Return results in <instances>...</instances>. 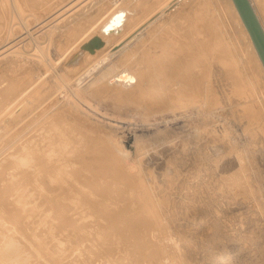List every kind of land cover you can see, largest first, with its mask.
<instances>
[{"label":"rangeland","instance_id":"rangeland-1","mask_svg":"<svg viewBox=\"0 0 264 264\" xmlns=\"http://www.w3.org/2000/svg\"><path fill=\"white\" fill-rule=\"evenodd\" d=\"M251 1H254L264 21V0ZM18 2L0 0V51L7 49L0 56V89H5L8 83L24 85L19 92L12 93V101L0 110V136L10 138L9 132L12 137L14 135L9 143L6 142L9 139L0 137L6 140L5 147L0 145V148L6 149L0 150L1 156L16 150L18 140L15 139L23 137V141L27 140L32 132L34 137L38 133L33 137L37 139L42 134L43 130L37 131L40 124L36 122V125L33 120L36 117L35 120L40 122V111L44 108L48 110L50 105L56 107H52L46 117L57 123L59 117L69 124L70 121L62 119L63 115H58L59 105L69 112V117L75 122L71 121L75 125L70 124V127L73 129L74 126L77 133L69 136H84L86 141L91 139L89 144L94 141L90 144L91 148L84 147V153L80 152L78 156L85 159L88 165L93 164L91 169L97 168L93 173L97 178L94 184L99 186L100 203L106 202L107 196L114 194L109 197L115 206H121L117 200L124 205H130L132 201L134 205L131 203L130 206L144 205L143 209L146 208L150 218L152 214L156 213L157 216L159 213L162 227L157 225L158 231L154 230L153 234L157 245L154 249L156 258L144 264H264V88L256 81L253 85V72L250 68H246L247 72L243 68L244 54L235 44L236 35L230 28L233 27L231 19L227 20L229 8L225 0H142L139 6L128 0H51L42 10H47V13L40 11L41 15L36 19L31 16L34 10L29 2ZM73 3L76 6L74 10L71 8L75 7ZM55 11H59L62 17L58 14L59 19L50 22V15ZM48 17L50 20L46 27L44 23L47 24ZM36 25L41 26L38 27L41 30H37ZM26 28L31 33L37 29L27 38L24 36ZM238 33L241 36L239 29ZM73 35L79 37L74 43L71 40L77 37ZM150 37L152 39L149 41ZM157 39L171 52L176 51L174 54L177 57L188 55L187 59L191 57L200 61L208 86L204 89L200 85L196 90L192 86L189 94V85H172L167 80L170 72H165L168 75L162 73L164 79H154L153 83L159 85L155 87L148 86L141 78L120 84L111 80L112 73L118 71V63L131 61L132 65L128 63L134 67L139 63V59H135L140 55L139 51L148 49L152 52L148 44L151 45L152 40L157 42ZM96 41L98 48L92 51L96 48ZM9 44L14 47L11 48ZM185 45L191 56L184 50ZM222 46L227 47L224 51H228L226 54L217 51L216 48ZM184 51L186 54L181 55ZM58 73L63 76L64 82H60ZM234 75L243 79L241 85L235 82ZM178 87L186 92L180 103L167 97L171 90ZM39 90L43 92L42 96L46 94L43 102L38 99L42 96L36 94ZM253 107L256 113L252 112ZM66 111L63 112L66 113L64 116L68 114ZM43 118L42 122L45 120ZM29 119L34 122L30 126ZM23 123H27V127H22ZM18 124H22V128ZM4 126L9 129L7 132ZM14 126H19V131L26 128L23 130L29 132L22 131L21 136ZM28 127H32L31 130ZM71 138L68 137L70 142ZM100 141H103L102 144ZM96 142H99L100 149L104 147L105 153L110 152V155L104 154L103 157L98 153L100 159L98 154V158L95 157L94 151L89 150L95 147ZM85 150L92 152L93 156L86 157L91 153L85 155ZM101 157L107 160L102 161ZM93 158L97 159L96 166ZM99 161L103 164L100 168L106 162L114 166L117 172L111 170L114 167L108 166L103 170L108 172L110 169L112 174L119 172L122 175L115 174L113 179L108 172L109 180L117 182L114 183L116 186L107 183V172L102 170L105 178L102 176L101 169H98ZM115 161L121 172L116 168ZM61 168L72 170L68 164L67 167L63 164ZM81 172L85 173L80 171L78 174ZM97 173H100V177ZM132 175L136 178L133 179ZM92 176H88L90 181ZM123 176L126 180L138 178L137 184L130 180L133 185L140 184L139 190V186L135 185V196L127 202L119 190ZM26 178L28 180L29 177ZM128 183L124 182V185L129 186ZM24 185H27L26 182ZM111 187V191L118 194L105 192ZM101 190L105 193H101ZM150 218L146 223L151 225ZM103 225L104 229L110 230L111 224L107 220L103 221ZM223 239L227 243L236 239L239 246L235 244L233 248L229 247L230 242L226 245L227 251L215 256L214 246Z\"/></svg>","mask_w":264,"mask_h":264},{"label":"bare ground","instance_id":"bare-ground-1","mask_svg":"<svg viewBox=\"0 0 264 264\" xmlns=\"http://www.w3.org/2000/svg\"><path fill=\"white\" fill-rule=\"evenodd\" d=\"M15 1L17 3H19L18 0H15ZM24 1L29 2L31 4V6L33 7L34 13H31V16L35 19L38 18L37 16L40 14V11L47 13V10H44V11H42V10L44 9V7L47 4H49L51 2V0H24ZM128 1L134 5L139 6L138 4L142 0H128ZM149 1L156 2L157 0H149ZM225 2L228 5L227 7L229 8V12L227 13V14H229V16H228L227 20L231 19V22L233 25V27H230V26H228V27L233 29V30L231 29V31L234 32L236 35L235 44H237L238 49L241 48V50L244 54V58H245L244 61L246 64L244 63L245 66H243V68L245 67L244 68L245 71H246V68H250L251 71L253 72V79H251V83L253 85L256 81L258 83V85H261V87L264 88V85L261 84V83H264V65H263V63H262V61L258 55V52L254 46L252 38H251L244 22L242 21L241 16H240L233 0H225ZM250 2L252 4V7L254 8L256 16L258 17V19L260 21V24L262 25V28L264 30V21L261 17V14H259V12L256 10L254 1L250 0ZM74 3H76V2H74ZM74 3L72 4L73 6H75ZM68 8H70V7H68ZM71 8H73V10H74V8H76V6L75 7L71 6ZM222 9H221V11H222ZM37 10H39V12H37ZM62 10H60V12H62ZM224 10H225V8H224ZM77 11H78V9H77ZM77 11H75V12H77ZM66 12H68V11H66ZM63 13L65 14L64 11H63ZM219 13L220 12H218V14ZM50 14L51 13H49V15ZM58 14H60L59 11L58 12L55 11L54 13H52L50 16H52L53 19L51 17V20H50L48 17L47 24L44 23L45 20L43 21L44 25H46V27H47L49 20H50V22L51 21L52 22L57 21L59 19ZM218 14H217V16H218ZM223 14H225V13H223ZM220 15H221V13H220ZM45 16H47V14H45ZM60 17H62V15ZM224 17H226V16H224ZM43 19H45V17ZM219 20L221 23L220 18H219ZM38 21H39V19H38ZM228 22H230V21H228ZM41 23H39V24L41 25ZM44 25L42 28H44ZM36 26H37V28L41 27L39 25H36ZM37 28H35L34 30H36ZM224 28H225V26L223 27V29ZM238 29L241 31V36L238 33ZM34 30H33V33L36 32V31L34 32ZM37 30H41V29L38 28ZM226 30H228V29H226ZM25 31H26V33H25L26 35H24V36H27V38L29 36L33 35V33H31V31L28 28H26ZM151 32H153V31H151ZM242 35H243V37H242ZM73 36H75V35H73ZM215 36L217 37V35H215ZM219 36L220 35H218V37ZM75 37H77V35ZM78 38L79 37H77L76 40H74V41L71 40V42L72 43L76 42ZM241 38H243V40H245V41H243ZM138 39L139 38H137V40ZM148 39L150 41L152 39V37H150ZM134 40H136V39H134ZM143 40H145V39L143 38ZM161 40L164 41V38ZM215 41H216V38H215ZM71 42H69V43H71ZM13 43L14 42H12V44ZM140 43H141V41H140ZM97 44L98 43L96 41L94 44V46L96 48H93L92 51L97 50V48H98ZM171 44H174V43L171 42ZM9 45L12 46L11 48H13L14 47L13 45H15V43L13 45H11V44H9ZM137 46H138V44H137ZM143 46L144 45H143V41H142V47ZM67 47H69V46H67ZM131 47H132V45H131ZM134 47H135V45H134ZM149 47H152V48H150L152 50V52L149 51L148 49L147 50L141 49L139 51L140 55L138 57H136L138 55V53L135 52L136 56L135 55L134 56L136 58L135 57L134 58L135 59L138 58L139 63L137 65H135L134 67L130 66V63L132 65L131 61H127L125 63H118L117 64L118 71L112 73L111 80H114L113 82H115V84H118V83L120 84V82L121 83H131L132 80H138L141 78V79H144L148 83V86L155 87V86H159V85H157L156 82L153 83L154 79L155 80L156 79H164L163 74L165 72H168V73L170 72L167 80L170 81V83L172 85L177 84V85H182L183 87L184 86L186 87V85L187 86L189 85L190 86V89H189L190 91L188 90L189 94L193 90V88L191 89L192 86H194L195 90L199 89L200 85H203L204 89L208 86V83H206L207 82L206 79L203 77L204 69H203L202 63H200V61H198L196 58L190 59L191 58L190 57V58H188L189 61L186 58L188 55L184 58H183V56H185V55H183L182 58H179V56L177 57V55L174 54V53H176V51L173 50L174 52H171L170 48L167 46H164L161 43V41L159 42L158 39H157V42L152 40L151 45L148 44V48ZM174 47H176V46H174ZM180 48H181V46H180ZM180 48H179V50H180ZM183 48H184V50L186 49L185 51H187L189 49L187 45H185ZM183 48H182V51H183ZM166 49H167V51H165ZM216 49L219 52L220 51L224 52L227 49V47L222 46V47H219ZM228 49H229V47H228ZM6 51H7V49L1 50L0 56L5 54ZM129 51H132V50H129ZM185 51L182 52L181 55L183 53L186 54ZM189 51H187V53ZM227 52H224V53L226 54ZM239 52H240V50H239ZM14 53H17V52L14 51ZM190 53L191 52H189L188 54L191 56ZM195 56H197V55H195ZM132 58H133V56H132ZM14 61H16V60H14ZM119 61L124 62V60H119ZM134 61L136 62L137 60H134ZM211 61H212V59H211ZM11 62H13V60ZM128 62H130V63H128ZM214 62L215 61H213V63ZM128 64H129L130 68L128 67ZM70 67L72 68V66H70ZM235 73H237V71ZM166 74L167 73H165V75ZM226 75H227V73H226ZM238 75L237 76L234 75L235 82L238 84H240V82L243 83V79L238 78L239 77ZM247 76L250 78L248 73H247ZM58 78H59L60 82H64L63 76L60 75L59 73H58ZM14 82H12V83H14ZM23 86H22V84L21 85L20 84L19 85H15V84L10 85V83H8V85L5 89H0V110L3 107L7 106V103L9 101H12V99H13L12 93L19 92ZM184 90L185 89L182 87H180V89L178 87L177 90L174 88L173 90L170 91V93L167 95V97L169 100H174L177 103L178 102L180 103V101L184 100V97H185L184 93H186V92H184ZM149 92H151V91H149ZM36 94L42 96L43 92H41L39 90ZM35 97H36V95H35ZM37 97H39V96H37ZM38 99L40 100V102L45 101L46 94H44L42 97H39ZM36 103H37V101H36ZM52 107L55 108L56 106L50 105L48 110H46V108H44L43 111L42 110L40 111L39 115L37 114L38 117L40 118V122H42L41 117L42 118L46 117V114L49 112V110H51ZM64 111H66V110H63V107H60L58 105V115H60V114L63 115V116H61V115L60 116L63 117L62 119L65 118L67 120L66 122L70 121L69 124L64 123V120L61 121L59 119V117H58V123H57V121L55 122V120H51L47 117L43 118L46 121L44 120V122L40 123L39 121L35 120V118H36L35 117L33 120V121H35V124H36V122H38L40 124L37 128V131L40 130V132H41V130H43L44 133L42 132V134L37 139H33L34 136H32L33 135L32 133H34V132H32V133L30 132L31 133L30 136L32 138L29 137V135L27 136V134H25L29 138H27V140H24V141H23V137H19V139H18L15 136L17 138L15 140H18V142L15 141L16 142L15 143L16 150H14L15 152L13 150H11L13 152H11V153L7 152V154L2 155V156L0 153V157H2V158H0V264H144V262L149 263V261H153L156 258L155 257L156 252L154 249L157 247V245L153 239V234L155 233L154 230H157L159 228V227L156 228V226L157 225L161 226L159 213H157L158 214L157 215L158 217H157L156 213L151 215V212H150V215H151V218H150L147 214V211H145L146 208L143 209L144 205H142V202H141L142 206H140L138 204L139 206L134 207V206H130L133 204L132 201H131L132 204L130 203V205H128V204L124 205L121 202L119 203L117 200V203L121 204V206H118L117 204H116L117 206H115V204L111 203L113 201L110 202L111 198L109 197V196H113L114 194L107 196L106 202L104 201V203H100L99 200L101 197L99 198L100 194L97 191L99 186H96L97 184H94V183H96L95 180L97 178L95 177V173H93V172H96L95 170L97 168L93 167V169H91V166L93 164L92 165L89 164L90 165L89 166L85 159H83V158L80 159L78 156V155H80V152L82 153L84 147L85 148L87 147V149H89V147L92 145V143L94 141L92 143L90 142V144H91L90 145L89 141H91V139L86 141L84 136L81 135L82 133L80 134L82 137H80V135L78 134L80 138H78V136H75L77 134L74 135L78 139L77 138H71L69 135H71L72 133H75L77 129L75 130L74 126H72V127L75 131H73V129H71L70 124H71V121H73V119H71V117H69V112H67V111H66L68 113L67 116H64V114L66 115V113H63ZM252 112L256 113L257 112L256 108L253 107ZM247 115H248V113H247ZM251 116H252V114H251ZM2 121L6 122L4 120H2ZM29 121H30V119H29ZM29 121H27V123ZM33 121H30V124L28 123L29 125L27 123L26 124L28 126H30V125H32L31 122L34 123ZM23 124H24V126H22V127H25L26 124L25 123H23ZM21 125H19V126L21 127ZM27 125H26V127H27ZM71 125H75V124H71ZM6 126L8 127V125H6ZM19 126L18 127L14 126V127H16L15 131L17 130V128H18V131L20 130ZM34 126H32V127H34ZM6 128L4 126V129H6ZM28 128H30V127H28ZM31 128L29 130H31ZM77 128L79 130H81L78 126H77ZM23 129H26V128H23ZM23 129H21V131H19V132L21 133L22 131H24ZM8 130L6 129V132ZM10 130L14 133L17 132V134H19L18 131L15 132L12 130V128H10ZM57 130H58V132H56ZM2 131L4 132L3 129H2ZM33 131H35V130H33ZM25 132L28 133L29 131L26 130V131H24V133ZM9 133H8V136L11 138L12 135ZM14 133H12V134H14ZM83 134H84V132H83ZM3 135H6V134H3ZM37 135H38V133H37ZM85 135H87V134H85ZM21 136H22V133H21ZM88 136H90V135H88ZM88 136H86L87 139H89ZM0 137H2V135ZM68 137L71 138L70 140L72 143L69 141ZM90 137L92 138L95 136H90ZM6 138L7 137L4 136L3 139H6ZM10 138H7L9 140L6 141L7 140L6 139L5 141L9 143ZM12 138H14V135ZM12 138H11V140H13ZM3 139L0 138V145L5 147L6 142ZM28 139H33V140H28ZM100 142L102 144L103 141H100ZM97 143H99V142H96V144ZM11 144H13V143H11ZM11 144H9V145H11ZM96 144L93 145L95 147H92V149L89 150V151H94L95 157L98 158V156H99V159H100L101 155L103 156L105 154L104 156H107L110 153V152L108 154H107V152L105 153V151L103 150L104 147L102 149H100L99 148L100 144H97V145ZM3 147L0 148V150L3 149ZM98 149H100V150H98ZM3 150H6V149H3ZM3 150H2V153L4 152ZM96 150L100 151L101 153L97 152ZM7 151H9V150H7ZM107 151H109V149ZM85 152H87V151L85 150ZM88 153L89 154L91 153V154L89 155ZM98 153L101 155H99ZM97 154H98V156H96ZM75 155H77L76 158H75ZM85 155H89V156H86L88 158L91 155L93 156L92 152H87V153H85ZM114 155H116V154H114ZM111 156H113V155H111ZM111 156H110V158H111ZM104 159H106V158H104ZM104 159H102V157H101L102 161ZM94 160H96L95 164H94L96 166L97 159H94ZM113 160H114V158H113ZM102 161L101 162L99 161L100 163H98V164H100V165H98V167H99L98 169H101V171L103 169H105L104 168L105 166H108L109 168L114 167L111 165H107L108 163H106L104 161L106 164L104 163L103 168H100V166L103 165V164H101ZM91 163H94V162L91 160ZM111 163L112 162H109V164H111ZM115 163H116V161H115ZM63 164H65L66 167L68 164V166H70V168L72 170H64L65 168L64 169L61 168V167H63ZM60 165H62V166H60ZM112 165H113V163H112ZM31 166H33V167H31ZM29 167L32 168V170H28ZM88 167H90V169H88ZM26 168H27V170H26ZM116 168L119 169V165H117V163H116ZM121 168H123V167H121ZM73 169H75L76 171H74ZM111 170H114L117 172L115 167H114V169L111 168ZM111 170L108 169V172ZM80 171H84L85 173H87L86 177L81 176L82 174L85 175V173H83V172H81L82 174L80 173L81 175L78 174ZM103 171H105V170H103ZM103 171H102V173H103L102 176L104 177L105 174L106 175L108 174V172H107V170L105 171L107 173H105ZM119 171L121 172L120 169H119ZM97 172H100V171L97 170ZM111 172H113V171H111ZM111 172H109V173H111ZM122 172L125 173L123 170H122ZM118 173H115V174L117 175ZM99 174L97 173L98 177H100ZM115 174H112L111 178L114 179ZM108 175L105 177H108ZM125 175H127V173ZM24 176L27 178L29 177L28 180H25ZM88 176H90V178L92 176V178H93V179H91L92 182L90 181ZM124 176H123V179L122 178L121 179L117 178V179L122 180V184H120L119 190H120V194H122V196L124 194L123 197L127 202V200L129 198H132V196L133 197L135 196V195H133L134 194L133 188L136 186L138 187L140 184L136 185L138 183V182L136 183V181H138L137 180L138 178L135 180H132L131 179L132 177H131V178L127 179V180H129V181H127L125 178L126 176L125 177ZM132 176H133V179L136 178L135 175H132ZM103 177H102V182H104L103 185L106 184L105 183L106 181H108L107 183H110L109 186H111L112 184L115 185L117 183V182H114L115 184L112 183L109 180L110 176L108 177V180H107V178L104 177L106 179V181H103V180H105V179H103ZM98 179L100 180V178H98ZM130 179L133 182L135 181L136 184L134 183V185H133L131 183L132 181ZM116 180H114V181H116ZM120 180H119V182H120ZM123 180H125L124 182L126 184H127V182H129L128 185L132 184L133 187H131L132 185L131 186L129 185L130 187L125 186ZM25 182L27 185H24ZM102 182H101V184H102ZM98 184H100V182ZM103 185H102V187H103ZM106 186H104V187H106ZM109 186H107V188ZM113 187H111L109 190H106L105 192H108V194H110V191ZM139 189H140V186L138 187V190ZM102 190L104 191L105 189H102ZM102 190L100 191L101 193L103 192ZM123 190H124V192H123ZM135 190L137 191V188ZM121 191H122V193H121ZM105 192H103V193H105ZM112 192L113 191H111V194H112ZM113 193H117V191L113 192ZM135 193H137V192H135ZM108 194H106V195H108ZM82 199H84L85 202ZM104 199H105V196H104ZM117 199H119V198H117ZM132 199H130V200H132ZM135 200H137V199H135ZM138 200H139V198H138ZM142 201H143V199H142ZM144 201H145V199H144ZM123 203H125V202H123ZM128 203H129V201H128ZM138 203H140V201H138ZM139 207H141V208H139ZM150 207H152V209H153V206H150ZM150 207H148V208L151 209ZM149 209H147V210H149ZM153 211H155V210L153 209ZM200 214H199V216H200ZM153 215H155L154 218L152 217ZM147 217L150 218L151 225L146 223L149 221L148 220L149 218H147ZM197 218H198V216H197ZM103 219L107 220L111 224L110 230L104 229L102 227L103 221H104ZM236 241H238V240L234 239L233 241H230L231 243L230 242L227 243L226 240L223 239L221 241V243L216 244L214 246L213 252H214V254H216L215 256H217L221 252L223 253L224 250L228 249V247L226 248V245L228 246L229 243H230L229 247H232V248L235 246V244L238 245V243H236ZM115 249H117V251ZM235 249H236V247H235ZM235 249H234V251H235ZM97 257H99V258H97Z\"/></svg>","mask_w":264,"mask_h":264},{"label":"water","instance_id":"water-1","mask_svg":"<svg viewBox=\"0 0 264 264\" xmlns=\"http://www.w3.org/2000/svg\"><path fill=\"white\" fill-rule=\"evenodd\" d=\"M264 65V30L250 0H233Z\"/></svg>","mask_w":264,"mask_h":264}]
</instances>
